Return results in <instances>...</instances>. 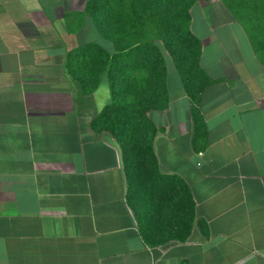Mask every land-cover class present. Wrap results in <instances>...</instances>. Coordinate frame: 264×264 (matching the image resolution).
Instances as JSON below:
<instances>
[{"label": "crops", "instance_id": "1", "mask_svg": "<svg viewBox=\"0 0 264 264\" xmlns=\"http://www.w3.org/2000/svg\"><path fill=\"white\" fill-rule=\"evenodd\" d=\"M87 3L0 0V264H264V51L226 0L193 7L212 84L195 104L171 65L169 107L150 117L160 171L189 188L195 224L185 241L165 233L153 245L120 146L92 128L112 99L108 78L77 101L71 53L113 49Z\"/></svg>", "mask_w": 264, "mask_h": 264}, {"label": "trees", "instance_id": "2", "mask_svg": "<svg viewBox=\"0 0 264 264\" xmlns=\"http://www.w3.org/2000/svg\"><path fill=\"white\" fill-rule=\"evenodd\" d=\"M226 1L252 42L264 51V0ZM198 2L88 0L86 15L93 18L113 49L94 44L69 56V71L78 84V103H84L92 93L93 81L108 78L112 99L93 116L92 128L110 134L120 146L130 182V203L142 234L153 245L166 243L169 239L162 238L165 233L185 241L195 224L189 188L160 171L154 152L159 129L150 113L169 107L167 77L171 65L182 76L195 104L212 84L200 65L202 42L191 31V11ZM192 112L198 141L207 129L198 105Z\"/></svg>", "mask_w": 264, "mask_h": 264}]
</instances>
